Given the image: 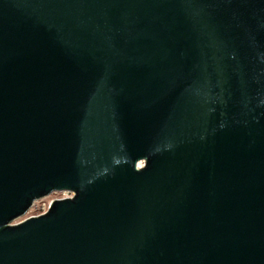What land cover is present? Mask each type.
Instances as JSON below:
<instances>
[{"label": "water", "instance_id": "obj_1", "mask_svg": "<svg viewBox=\"0 0 264 264\" xmlns=\"http://www.w3.org/2000/svg\"><path fill=\"white\" fill-rule=\"evenodd\" d=\"M0 264H264V0H0Z\"/></svg>", "mask_w": 264, "mask_h": 264}, {"label": "rangeland", "instance_id": "obj_2", "mask_svg": "<svg viewBox=\"0 0 264 264\" xmlns=\"http://www.w3.org/2000/svg\"><path fill=\"white\" fill-rule=\"evenodd\" d=\"M67 194L68 193L66 192H54L42 199L36 200L34 205L30 207L29 211L23 217L16 219V222L25 220L28 217L31 218L32 216H37V215L45 213L54 199L63 197Z\"/></svg>", "mask_w": 264, "mask_h": 264}, {"label": "built area", "instance_id": "obj_3", "mask_svg": "<svg viewBox=\"0 0 264 264\" xmlns=\"http://www.w3.org/2000/svg\"><path fill=\"white\" fill-rule=\"evenodd\" d=\"M61 192H66L68 194L63 197L57 198V199H64V198L72 197L74 195V193L70 191H61Z\"/></svg>", "mask_w": 264, "mask_h": 264}]
</instances>
